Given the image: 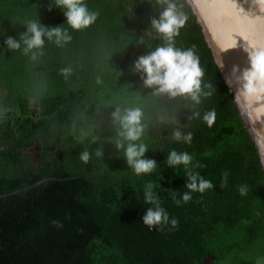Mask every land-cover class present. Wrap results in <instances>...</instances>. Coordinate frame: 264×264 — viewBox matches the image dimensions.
I'll use <instances>...</instances> for the list:
<instances>
[{
    "label": "trees",
    "instance_id": "16d2710c",
    "mask_svg": "<svg viewBox=\"0 0 264 264\" xmlns=\"http://www.w3.org/2000/svg\"><path fill=\"white\" fill-rule=\"evenodd\" d=\"M85 2L99 16L77 31L55 0H0V264H207L210 255V264H264V169L192 7L178 0L188 20L174 43L195 47L203 83L212 85L195 108L157 94L134 70L165 43L151 27L157 0ZM30 20L66 29L71 42L45 38L34 60L9 49L6 39H20ZM133 107L144 113L146 156L158 162L139 176L116 147L114 113ZM213 110L208 126L203 115ZM178 127L193 134L190 144L174 140ZM36 145L38 162L27 151ZM173 149L192 155L200 167L189 169L215 187L183 203L188 170L169 167ZM149 182L177 227L143 224L153 207L144 195Z\"/></svg>",
    "mask_w": 264,
    "mask_h": 264
},
{
    "label": "clouds",
    "instance_id": "9594fccd",
    "mask_svg": "<svg viewBox=\"0 0 264 264\" xmlns=\"http://www.w3.org/2000/svg\"><path fill=\"white\" fill-rule=\"evenodd\" d=\"M161 7L158 18H153L151 27L164 39L163 46L155 48L147 55L140 56L134 63V70L142 74L143 83L148 88H154L157 94H167L169 97H182L190 99L193 108L202 103V98L212 95V85L203 83L205 70L201 66L200 57L195 47L181 49L175 46L174 38L179 36L180 30L185 26L188 16L182 10V5L178 0H157ZM262 11L264 0H254ZM55 5L63 10L67 24L73 30H81L91 26L97 20L99 13L91 11L85 0H55ZM236 8L235 3L232 4ZM259 19V17H257ZM47 40H54L58 46L70 43L72 35L61 27L48 28L36 20L27 23V30L20 39L8 37L5 41L11 50H22L24 55L31 53V59H36L37 55L43 54V47ZM234 43L225 47H235ZM247 53L249 66L243 70L234 66L233 75L239 84L238 94L252 110V115L256 121L264 120V47L257 43L250 42L244 48ZM223 67V63H221ZM71 68L61 69V74L68 76ZM203 85V86H202ZM205 89H208L205 91ZM200 112L194 111L192 118H200ZM144 117L143 110L139 107L126 108L123 113L119 109L114 113V118L118 121L121 131V140L116 143L117 149H122L127 165L131 167L136 175L150 174L158 162L148 158L146 153L149 147L143 142L142 137L145 125L142 123ZM203 120L211 126L215 121V111H209L203 115ZM173 138L177 142L190 144L193 140L191 132H184L182 128L173 130ZM100 156L99 151L96 152ZM80 159L84 163L90 160V153L85 150L80 154ZM169 167L183 165L188 170L187 189L182 196V202L187 203L192 199V192L204 193L206 190L214 188L212 181L205 179L199 172L189 169L200 167L193 165V156L188 152H178L175 149L170 151L166 157ZM228 173L223 174V184L227 183ZM154 184L149 182L145 189V200L152 204L142 216L144 225L150 228L156 226H168L172 228L178 226L179 221L170 219L168 212L160 206L158 193L154 192ZM239 194L246 196L250 188L247 184L238 187ZM177 205L181 200H176ZM60 226V225H58Z\"/></svg>",
    "mask_w": 264,
    "mask_h": 264
},
{
    "label": "water",
    "instance_id": "95a60500",
    "mask_svg": "<svg viewBox=\"0 0 264 264\" xmlns=\"http://www.w3.org/2000/svg\"><path fill=\"white\" fill-rule=\"evenodd\" d=\"M192 7L214 60L231 93L245 130L254 142L264 169V120L256 121L252 110L239 97V84L233 75L234 66H249L244 48L250 42L264 47V5L262 11L254 0H186ZM233 3L237 5L233 8ZM259 17V19H257ZM234 43L235 47H228ZM223 63V67H221ZM214 260L210 255L206 263ZM210 262V263H211Z\"/></svg>",
    "mask_w": 264,
    "mask_h": 264
},
{
    "label": "rangeland",
    "instance_id": "374dc122",
    "mask_svg": "<svg viewBox=\"0 0 264 264\" xmlns=\"http://www.w3.org/2000/svg\"><path fill=\"white\" fill-rule=\"evenodd\" d=\"M33 112L35 113V109H33ZM31 156L34 158L35 161L38 162V159H39V155H38V150L37 151H34L33 149H31ZM211 262V261H210ZM210 262L208 264H210Z\"/></svg>",
    "mask_w": 264,
    "mask_h": 264
},
{
    "label": "flooded vegetation",
    "instance_id": "af4514ba",
    "mask_svg": "<svg viewBox=\"0 0 264 264\" xmlns=\"http://www.w3.org/2000/svg\"><path fill=\"white\" fill-rule=\"evenodd\" d=\"M29 149H30V148H29ZM29 149H28L27 151H28L29 153H31L32 150H29ZM33 150H34V151H37V150H38V151H37L38 153L40 152V148L37 147V145L33 148ZM38 155H39V154H38Z\"/></svg>",
    "mask_w": 264,
    "mask_h": 264
}]
</instances>
